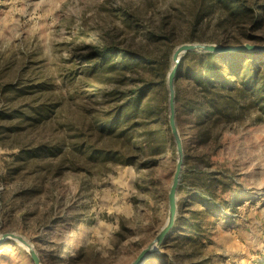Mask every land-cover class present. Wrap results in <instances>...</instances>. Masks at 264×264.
Instances as JSON below:
<instances>
[{"label":"rangeland","instance_id":"1","mask_svg":"<svg viewBox=\"0 0 264 264\" xmlns=\"http://www.w3.org/2000/svg\"><path fill=\"white\" fill-rule=\"evenodd\" d=\"M202 1L0 0V238L22 235L42 264H127L155 236L175 168L166 100L152 91L146 110L120 114L148 75L99 50L264 43V0H238L244 14ZM186 94L177 214L144 264H264L262 112L239 106L203 127ZM0 264L32 261L0 239Z\"/></svg>","mask_w":264,"mask_h":264},{"label":"trees","instance_id":"2","mask_svg":"<svg viewBox=\"0 0 264 264\" xmlns=\"http://www.w3.org/2000/svg\"><path fill=\"white\" fill-rule=\"evenodd\" d=\"M216 3L220 4L218 6L220 11L225 12L227 10L226 14H244L245 9L238 0H215L211 2L203 0L202 6L205 11H208ZM202 17L203 14L200 16V21L203 20ZM256 20L257 23H262L263 18ZM242 35L249 37L246 34ZM167 38L171 40L172 36L171 38L167 36ZM187 41L203 42V39L190 36ZM242 43L244 41L237 38L235 43L230 44ZM251 43H258V41ZM99 51H101L99 55L102 58L112 53L129 58L135 63H141L143 71L148 75L137 82L136 86L129 92L128 100L122 105L120 114L130 116L138 111L140 107L142 108L147 94L152 91L159 92L162 102L165 103L167 98L165 77L170 67L171 56L169 48L160 55H154L152 51L141 52L142 49L141 51H130L125 48L116 50L112 46L104 47ZM177 78L184 80V85H177L176 87V110L180 108L182 95L187 93L185 99L191 105L198 125L206 126L213 117L231 119V115L237 107L247 108L251 104L258 105L264 119V52L256 50H240L226 54L186 52L181 59ZM144 104L146 106L142 109L146 110L149 104L148 102H144ZM176 116L178 117V114ZM101 153L99 152L98 155Z\"/></svg>","mask_w":264,"mask_h":264},{"label":"water","instance_id":"3","mask_svg":"<svg viewBox=\"0 0 264 264\" xmlns=\"http://www.w3.org/2000/svg\"><path fill=\"white\" fill-rule=\"evenodd\" d=\"M248 50L264 52V43L244 42L242 44H228L217 42H181L178 43L172 50L170 56V67L165 77L166 88V117L169 128L170 137L175 150V168L171 177L167 192V216L164 224L155 234V236L143 246L137 255L127 264H144L151 256L159 252L160 247L168 238L170 230L172 229L176 214H177V190L180 183L182 167L184 164L183 142L179 128L176 121V80L178 77V68L182 57L186 52H213L218 54H226L229 52ZM0 239H10L19 242L27 252L32 264H42L41 259L33 247V245L25 239L22 235L15 233H4Z\"/></svg>","mask_w":264,"mask_h":264}]
</instances>
